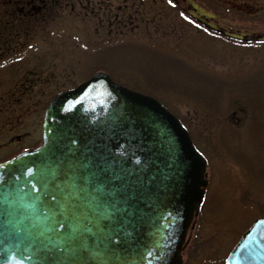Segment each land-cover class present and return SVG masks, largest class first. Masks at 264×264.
Here are the masks:
<instances>
[{"label":"rangeland","instance_id":"rangeland-1","mask_svg":"<svg viewBox=\"0 0 264 264\" xmlns=\"http://www.w3.org/2000/svg\"><path fill=\"white\" fill-rule=\"evenodd\" d=\"M75 1L0 47V160L37 146L55 92L105 71L157 97L206 155L183 264H224L264 215V43L239 40L264 36V0Z\"/></svg>","mask_w":264,"mask_h":264},{"label":"water","instance_id":"water-1","mask_svg":"<svg viewBox=\"0 0 264 264\" xmlns=\"http://www.w3.org/2000/svg\"><path fill=\"white\" fill-rule=\"evenodd\" d=\"M206 163L157 98L96 71L51 98L38 146L0 161V264H182ZM225 264H264V216Z\"/></svg>","mask_w":264,"mask_h":264},{"label":"trees","instance_id":"trees-1","mask_svg":"<svg viewBox=\"0 0 264 264\" xmlns=\"http://www.w3.org/2000/svg\"><path fill=\"white\" fill-rule=\"evenodd\" d=\"M62 1L65 0H0L1 49L10 48L22 35H29L38 23L55 14V8ZM71 1L66 0V3L71 4Z\"/></svg>","mask_w":264,"mask_h":264},{"label":"snow or ice","instance_id":"snow-or-ice-1","mask_svg":"<svg viewBox=\"0 0 264 264\" xmlns=\"http://www.w3.org/2000/svg\"><path fill=\"white\" fill-rule=\"evenodd\" d=\"M170 2H171V0H170Z\"/></svg>","mask_w":264,"mask_h":264}]
</instances>
